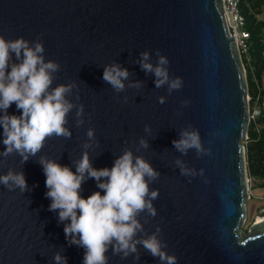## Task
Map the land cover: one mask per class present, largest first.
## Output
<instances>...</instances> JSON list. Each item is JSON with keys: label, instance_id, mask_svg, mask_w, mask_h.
<instances>
[{"label": "water", "instance_id": "1", "mask_svg": "<svg viewBox=\"0 0 264 264\" xmlns=\"http://www.w3.org/2000/svg\"><path fill=\"white\" fill-rule=\"evenodd\" d=\"M223 12L222 0H0V36L42 42L45 60L60 65L53 87L75 83L69 99L84 106L82 126H76V109L67 117L71 139H46L24 164L18 154L0 156V175L22 171L31 189L21 193L0 185V264H54L57 252L67 264H82L84 249L69 246L58 213L48 210L46 177L37 161L46 156L75 173L73 161L84 151L89 128L95 129L88 150L94 168H111L127 148L160 173L149 185L159 190L153 201L157 215L141 213L138 219L149 235L160 229L164 250L177 264H264V216L252 222L248 235L242 230L250 198L244 145L249 94L246 69ZM156 50L169 60L170 77L182 78V88L171 95L167 85L157 89L154 75L135 63L148 51L155 65ZM114 62L132 73L121 93L103 80L104 66ZM135 81L143 87H127ZM8 113L21 115L15 103ZM189 125L199 131L210 155L175 150L172 141ZM2 133L0 127V152L5 150ZM140 138L149 148L137 151ZM176 159L197 172L203 169V176H182ZM81 187L85 199L101 191L94 179ZM138 251L139 261L121 259L111 249L106 255L109 264H161L143 246Z\"/></svg>", "mask_w": 264, "mask_h": 264}, {"label": "clouds", "instance_id": "2", "mask_svg": "<svg viewBox=\"0 0 264 264\" xmlns=\"http://www.w3.org/2000/svg\"><path fill=\"white\" fill-rule=\"evenodd\" d=\"M44 53V45L39 40L30 42L22 37L5 40L0 36V127L3 129L2 143L5 146L0 156L7 158L18 154L23 164L42 150L46 139L53 136L71 139L72 131L66 125L73 109H76V126L80 127L84 123L83 104L73 103L69 99L76 84L53 87L60 65L52 60L46 61ZM155 55L158 57L155 65L150 62L151 53L148 51L141 52L135 63L146 74L154 75L157 89L167 85L168 94L171 95L174 90L182 88V78H171L167 57L159 50H156ZM130 75L132 73L119 63L104 66L103 80L116 93L125 91V81L129 80ZM127 87L140 89L143 82H129ZM75 99L78 102L79 95ZM127 101L128 98L124 97V102ZM158 102L163 105L166 98L161 96ZM13 103L21 115L8 113ZM189 103L188 100L182 102L183 106ZM144 131L150 135V126L145 125ZM178 135L179 139L173 140L172 144L182 155H187L193 149L198 157L211 154L210 149L203 147L199 131L191 125ZM86 136L88 142L83 144L84 151L80 159L73 161L75 173L70 167L61 166L46 156H40L37 161L46 177L45 197L51 201L48 210L58 213L57 222L64 225L69 246L84 249L82 264H109L106 253L110 249L113 255L121 259L133 256L134 260L139 261L138 245L158 258L161 264H177L176 257L164 250L167 244L159 238L160 229L157 227L149 235L138 219L141 213L150 217L157 215L153 201L159 197V190H150L149 185L158 180L160 173L144 157L134 156L132 150L127 148L114 160L111 168H94L88 150L93 148L95 129L89 128ZM141 148H149L144 138H140L137 151ZM175 165L185 177L204 174L203 169L197 172L180 159L175 160ZM88 179H94L97 188L104 194L97 191L87 199L83 198L80 195L81 186ZM0 185L9 191H31L22 171L10 169L0 175ZM138 234H142L140 238H137ZM53 260L54 264H67V258L59 252Z\"/></svg>", "mask_w": 264, "mask_h": 264}, {"label": "trees", "instance_id": "3", "mask_svg": "<svg viewBox=\"0 0 264 264\" xmlns=\"http://www.w3.org/2000/svg\"><path fill=\"white\" fill-rule=\"evenodd\" d=\"M239 7L249 33L247 54L242 55L250 96L249 109L250 113L258 110L255 118L250 120L244 141L247 171L251 182L264 188V0H241Z\"/></svg>", "mask_w": 264, "mask_h": 264}, {"label": "built area", "instance_id": "4", "mask_svg": "<svg viewBox=\"0 0 264 264\" xmlns=\"http://www.w3.org/2000/svg\"><path fill=\"white\" fill-rule=\"evenodd\" d=\"M241 0H222V8L224 10L223 17L227 31L231 36L234 37L235 43L242 57L243 54H247L249 33L245 27V16L240 11ZM243 60V59H242ZM250 100V96H249ZM258 110H254L252 113L249 112V118L254 119L257 115ZM247 139V136H246ZM245 139V140H246ZM248 183H251L248 177Z\"/></svg>", "mask_w": 264, "mask_h": 264}, {"label": "rangeland", "instance_id": "5", "mask_svg": "<svg viewBox=\"0 0 264 264\" xmlns=\"http://www.w3.org/2000/svg\"><path fill=\"white\" fill-rule=\"evenodd\" d=\"M250 186V198L247 201V218L242 226L244 235L250 233V225L254 222L258 216L264 213V188L256 187L254 182L249 183ZM260 220V219H259Z\"/></svg>", "mask_w": 264, "mask_h": 264}, {"label": "bare ground", "instance_id": "6", "mask_svg": "<svg viewBox=\"0 0 264 264\" xmlns=\"http://www.w3.org/2000/svg\"><path fill=\"white\" fill-rule=\"evenodd\" d=\"M259 219H257V221H258Z\"/></svg>", "mask_w": 264, "mask_h": 264}]
</instances>
